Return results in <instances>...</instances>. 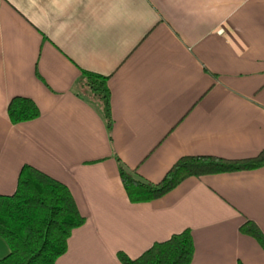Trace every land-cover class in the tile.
Instances as JSON below:
<instances>
[{
    "label": "crops",
    "instance_id": "0c3cea01",
    "mask_svg": "<svg viewBox=\"0 0 264 264\" xmlns=\"http://www.w3.org/2000/svg\"><path fill=\"white\" fill-rule=\"evenodd\" d=\"M82 69L106 75L109 130ZM13 95L38 115L11 123ZM261 148L264 0H0V193L23 163L67 186L84 222L55 264H120L116 250L135 257L184 228L189 264H264L238 230L250 219L264 234V164L188 176L145 202L117 170L157 181L183 154Z\"/></svg>",
    "mask_w": 264,
    "mask_h": 264
},
{
    "label": "trees",
    "instance_id": "16d2710c",
    "mask_svg": "<svg viewBox=\"0 0 264 264\" xmlns=\"http://www.w3.org/2000/svg\"><path fill=\"white\" fill-rule=\"evenodd\" d=\"M80 81L101 103L107 130L111 126L109 90L106 75L82 69ZM6 113L13 124L36 117L39 109L28 96L13 95L6 104ZM118 160V158H116ZM264 164V148L255 155L227 158L213 154L178 156L157 181L144 180L118 162L121 185L130 202L155 199L188 176L251 169ZM84 216L78 211L67 186L56 178L23 163L10 193H0V237L8 251L0 264H55L66 249L71 229L81 225ZM241 233L251 236L264 251V234L250 219L238 226ZM193 251L188 228L153 241L137 256L129 257L122 250L115 256L120 264H189Z\"/></svg>",
    "mask_w": 264,
    "mask_h": 264
}]
</instances>
